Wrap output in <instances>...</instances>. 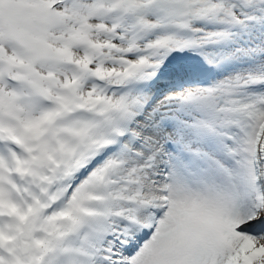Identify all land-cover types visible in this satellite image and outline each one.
Here are the masks:
<instances>
[{
    "label": "snow or ice",
    "instance_id": "obj_1",
    "mask_svg": "<svg viewBox=\"0 0 264 264\" xmlns=\"http://www.w3.org/2000/svg\"><path fill=\"white\" fill-rule=\"evenodd\" d=\"M0 264H264V0H0Z\"/></svg>",
    "mask_w": 264,
    "mask_h": 264
}]
</instances>
